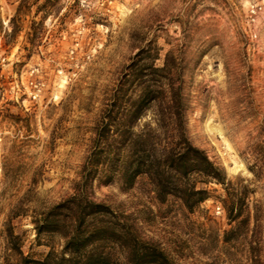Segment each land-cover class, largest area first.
Listing matches in <instances>:
<instances>
[{
	"label": "rangeland",
	"instance_id": "374dc122",
	"mask_svg": "<svg viewBox=\"0 0 264 264\" xmlns=\"http://www.w3.org/2000/svg\"><path fill=\"white\" fill-rule=\"evenodd\" d=\"M0 54L12 80L39 66L46 82L42 102L0 108V263L10 220L25 255L63 249L59 235L38 237L34 215L81 193L109 117L171 85L182 89L189 141L225 183H198L209 196L191 212L174 196L161 202L147 176L130 189L105 183L101 167L89 199L176 264H250L248 241L224 242L227 187L246 186L264 253V0H0ZM162 108L149 102L141 124L155 127ZM19 206L26 215L11 219Z\"/></svg>",
	"mask_w": 264,
	"mask_h": 264
},
{
	"label": "trees",
	"instance_id": "16d2710c",
	"mask_svg": "<svg viewBox=\"0 0 264 264\" xmlns=\"http://www.w3.org/2000/svg\"><path fill=\"white\" fill-rule=\"evenodd\" d=\"M154 101L164 108L154 118L155 127L149 122L141 124L145 116L141 110ZM131 107L120 119L109 117L108 133H104L108 144L95 145L89 158L91 173L102 167L103 182L119 178L125 189L132 188L139 177L147 176L161 202L174 196L193 212L209 196L208 190L197 188V184L225 183V178L221 169L187 137L181 87L171 85L166 90L159 86L156 97L145 92ZM113 126L117 130L110 134ZM139 126L142 128L136 131ZM91 173L85 176L80 194L33 217L38 237L59 235L64 239L62 250L58 252L53 247L43 260L25 255L22 237L10 220L5 224L6 255L0 264H176L160 245L141 239L134 227L121 223L108 206L89 199ZM194 174L198 177L193 179ZM246 188L232 192L227 187V216L233 227L225 233L224 242L248 241L250 264H264L259 236L261 209L256 205L255 213L251 211ZM25 212L19 206L12 210L11 219L24 216ZM115 252L120 255L117 257Z\"/></svg>",
	"mask_w": 264,
	"mask_h": 264
},
{
	"label": "built area",
	"instance_id": "2783aa9c",
	"mask_svg": "<svg viewBox=\"0 0 264 264\" xmlns=\"http://www.w3.org/2000/svg\"><path fill=\"white\" fill-rule=\"evenodd\" d=\"M8 66V58L0 54V108H4L11 103H22L26 106V101L42 102L46 82L41 67H32L28 70L24 81V75L22 74L21 79H19L17 73H15L17 78L12 80L13 71L8 69Z\"/></svg>",
	"mask_w": 264,
	"mask_h": 264
}]
</instances>
